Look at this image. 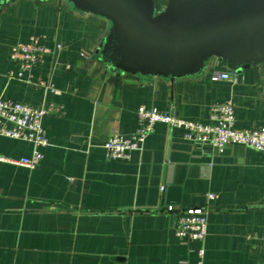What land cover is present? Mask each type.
Listing matches in <instances>:
<instances>
[{
	"label": "crops",
	"instance_id": "crops-1",
	"mask_svg": "<svg viewBox=\"0 0 264 264\" xmlns=\"http://www.w3.org/2000/svg\"><path fill=\"white\" fill-rule=\"evenodd\" d=\"M107 28L67 0L0 2V98L55 108L34 168L14 162L31 155L30 142L0 135V264H198L200 249L203 264H264L263 151L234 144L218 153L162 122L129 159L110 160L103 146L113 132L131 135L141 105L207 122L231 99L237 128L261 127L264 63L237 82L212 80L228 70L216 57L196 77L142 78L100 58ZM31 36L62 48L33 65L29 81L10 78L14 50ZM168 205L205 206V238H178Z\"/></svg>",
	"mask_w": 264,
	"mask_h": 264
},
{
	"label": "water",
	"instance_id": "water-1",
	"mask_svg": "<svg viewBox=\"0 0 264 264\" xmlns=\"http://www.w3.org/2000/svg\"><path fill=\"white\" fill-rule=\"evenodd\" d=\"M67 2L108 20L98 52L117 72L174 81L201 75L213 57L236 73L264 63V0Z\"/></svg>",
	"mask_w": 264,
	"mask_h": 264
},
{
	"label": "built area",
	"instance_id": "built-area-1",
	"mask_svg": "<svg viewBox=\"0 0 264 264\" xmlns=\"http://www.w3.org/2000/svg\"><path fill=\"white\" fill-rule=\"evenodd\" d=\"M61 48V43L47 45L41 38L31 36L28 42L16 46L14 54L19 62V68L16 72L10 71L9 77L29 81L28 75L32 66L43 62L46 56H52ZM211 78L237 82L238 73L230 69H215ZM38 83L47 90L60 93V90L54 88L48 81ZM54 109V106L36 107L13 98H0V135L30 142L33 147L30 156H23L14 162L28 168H34L39 164L44 157L42 148L49 144L43 119L48 114H52ZM136 115V128L130 136L113 132L104 141L103 146L108 159H129L132 151L142 148L158 122L183 129L186 140L208 143L218 153L225 152L234 144L264 152V125L257 128H237L235 104L231 99L213 105L207 122L182 118L172 112L146 105L139 106ZM161 190H164V186H161ZM206 196L208 199L218 197L212 192ZM167 211L174 218L175 233L181 240H203L207 235L208 209L205 206L183 208L168 205ZM203 254L204 250L200 249L198 264H203Z\"/></svg>",
	"mask_w": 264,
	"mask_h": 264
},
{
	"label": "rangeland",
	"instance_id": "rangeland-1",
	"mask_svg": "<svg viewBox=\"0 0 264 264\" xmlns=\"http://www.w3.org/2000/svg\"><path fill=\"white\" fill-rule=\"evenodd\" d=\"M164 1H165L164 4H166V1H167V0H164ZM159 5H160V4H159ZM160 7H161V6H160Z\"/></svg>",
	"mask_w": 264,
	"mask_h": 264
}]
</instances>
